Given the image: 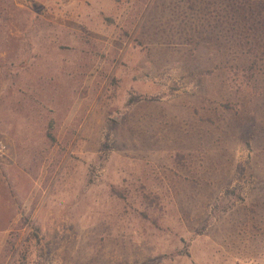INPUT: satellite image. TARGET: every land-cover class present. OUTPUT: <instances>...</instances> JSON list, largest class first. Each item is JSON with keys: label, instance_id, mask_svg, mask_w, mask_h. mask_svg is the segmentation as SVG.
<instances>
[{"label": "rangeland", "instance_id": "rangeland-1", "mask_svg": "<svg viewBox=\"0 0 264 264\" xmlns=\"http://www.w3.org/2000/svg\"><path fill=\"white\" fill-rule=\"evenodd\" d=\"M0 264H264V0H0Z\"/></svg>", "mask_w": 264, "mask_h": 264}]
</instances>
